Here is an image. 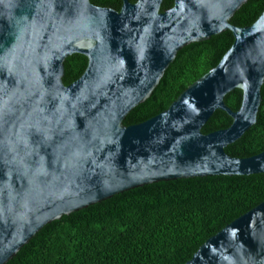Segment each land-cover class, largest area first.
Listing matches in <instances>:
<instances>
[{"label":"water","instance_id":"obj_1","mask_svg":"<svg viewBox=\"0 0 264 264\" xmlns=\"http://www.w3.org/2000/svg\"><path fill=\"white\" fill-rule=\"evenodd\" d=\"M249 0H0V264L47 224L119 193L181 178L264 173V151L226 148L258 121L264 12L231 22ZM230 30L220 63L164 111L126 125L185 46ZM88 58L64 82L65 61ZM243 91L233 110L226 96ZM217 110L230 127L205 133ZM185 264H264V201L210 237Z\"/></svg>","mask_w":264,"mask_h":264},{"label":"trees","instance_id":"obj_2","mask_svg":"<svg viewBox=\"0 0 264 264\" xmlns=\"http://www.w3.org/2000/svg\"><path fill=\"white\" fill-rule=\"evenodd\" d=\"M121 10L123 0H91ZM137 2L138 0H131ZM164 0L162 10L174 6ZM264 0H249L232 17L238 26L254 24ZM227 30L182 48L152 96L126 117L138 124L166 110L192 83L215 68L234 43ZM88 58L74 54L65 61L64 82L86 70ZM263 100L257 123L230 144L228 154L245 158L264 151ZM239 88L226 96L241 107ZM232 117L217 110L205 133L228 128ZM264 201V173L215 175L160 181L137 187L47 224L7 264H185L210 237Z\"/></svg>","mask_w":264,"mask_h":264}]
</instances>
